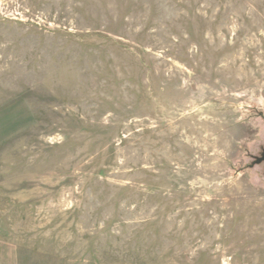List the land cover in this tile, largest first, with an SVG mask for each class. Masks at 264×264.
Returning <instances> with one entry per match:
<instances>
[{
	"label": "rangeland",
	"instance_id": "1",
	"mask_svg": "<svg viewBox=\"0 0 264 264\" xmlns=\"http://www.w3.org/2000/svg\"><path fill=\"white\" fill-rule=\"evenodd\" d=\"M264 0H0V264H264Z\"/></svg>",
	"mask_w": 264,
	"mask_h": 264
},
{
	"label": "water",
	"instance_id": "2",
	"mask_svg": "<svg viewBox=\"0 0 264 264\" xmlns=\"http://www.w3.org/2000/svg\"><path fill=\"white\" fill-rule=\"evenodd\" d=\"M262 161H264V153H262L261 156H259V157H255V159L251 162V164L249 165V167H252L255 164H259Z\"/></svg>",
	"mask_w": 264,
	"mask_h": 264
},
{
	"label": "crops",
	"instance_id": "3",
	"mask_svg": "<svg viewBox=\"0 0 264 264\" xmlns=\"http://www.w3.org/2000/svg\"><path fill=\"white\" fill-rule=\"evenodd\" d=\"M10 256H11V258H12V260H11V261H12L11 264H16L15 261H14V257H13L12 255H10ZM4 264H5V262H4Z\"/></svg>",
	"mask_w": 264,
	"mask_h": 264
}]
</instances>
